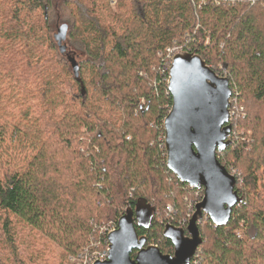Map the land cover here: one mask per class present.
Returning <instances> with one entry per match:
<instances>
[{
	"label": "trees",
	"instance_id": "trees-1",
	"mask_svg": "<svg viewBox=\"0 0 264 264\" xmlns=\"http://www.w3.org/2000/svg\"><path fill=\"white\" fill-rule=\"evenodd\" d=\"M113 1L0 0V264H91L138 200L154 212L137 233L173 253L163 210L180 225L204 191L166 166L172 50L228 79L216 155L243 197L224 226L203 214L190 264H264V0Z\"/></svg>",
	"mask_w": 264,
	"mask_h": 264
},
{
	"label": "water",
	"instance_id": "water-1",
	"mask_svg": "<svg viewBox=\"0 0 264 264\" xmlns=\"http://www.w3.org/2000/svg\"><path fill=\"white\" fill-rule=\"evenodd\" d=\"M66 30V24L59 27L60 40ZM167 89L171 107L163 121L166 166L180 182L203 188V196L185 229L164 224L162 235L171 241L172 254H163L154 244L146 245V235L137 233L135 225L148 227L154 212L138 200L134 208L125 209L108 233L106 259L92 264H190L202 243L198 222L203 214L215 226H224L233 208L243 202L235 189V177L216 155L231 143L228 79L216 74L199 54L180 51L171 59Z\"/></svg>",
	"mask_w": 264,
	"mask_h": 264
},
{
	"label": "built area",
	"instance_id": "built-area-1",
	"mask_svg": "<svg viewBox=\"0 0 264 264\" xmlns=\"http://www.w3.org/2000/svg\"><path fill=\"white\" fill-rule=\"evenodd\" d=\"M111 3H114V1L111 0ZM172 51H173V55H175L177 52H180V50H172ZM173 55H172V57H173ZM172 57H171V59H172ZM170 63H171V60H170ZM169 67H170V65H169ZM168 79H169V70H168V78H167V81H168ZM230 102H231V101H230ZM230 108H231V105H230V107H229L230 119H231V110H230ZM229 138L231 139V133H230ZM163 140H164V138H163ZM230 174H232V173H230ZM232 175H233V174H232ZM194 206H195V205H194ZM193 211H194V209H193ZM163 212H164L165 219H166L165 224H166V223H171V224H173V223H172V221H173V216H172V214H173V212H174L173 207H172L170 204H167V205L165 206ZM192 213H193V212H192ZM192 213H191L190 215L187 214L188 219H185V221H183V223H186V225H187V222H188V220L190 219ZM181 223H182V222L178 223V224H180V225H175V226H177V227H181L182 224H183V223H182V224H181ZM116 224H117V223H116ZM173 225H174V224H173ZM115 227H116V225L113 226V227L110 229V231L113 230ZM182 228H183V227H182ZM110 231H109V232H110ZM109 232H108V233H109ZM107 249H108V247H107ZM107 249H106L103 253H101V254H100L95 260H105L106 257H107ZM95 260H94V261H95ZM94 261H92L91 264H92Z\"/></svg>",
	"mask_w": 264,
	"mask_h": 264
},
{
	"label": "rangeland",
	"instance_id": "rangeland-1",
	"mask_svg": "<svg viewBox=\"0 0 264 264\" xmlns=\"http://www.w3.org/2000/svg\"><path fill=\"white\" fill-rule=\"evenodd\" d=\"M111 6H114V3H111ZM62 24H67V27L68 25L70 24V20L68 18V15L65 14H61V17L59 18V21L57 22L56 26H61ZM67 31V30H66ZM66 38V39H65ZM65 38L61 41V44H65L66 45V48L67 51H69V49L71 50H74L77 54L80 55V51L79 49H77L74 45H72V42L66 37L65 35ZM81 56V55H80ZM77 61L79 60V57H76Z\"/></svg>",
	"mask_w": 264,
	"mask_h": 264
}]
</instances>
